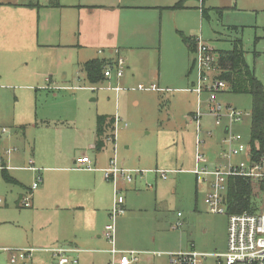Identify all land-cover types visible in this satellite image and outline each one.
<instances>
[{"label": "rangeland", "instance_id": "1", "mask_svg": "<svg viewBox=\"0 0 264 264\" xmlns=\"http://www.w3.org/2000/svg\"><path fill=\"white\" fill-rule=\"evenodd\" d=\"M28 1L0 0V5H5L0 9V70L5 72L0 76V157L16 180L8 182L0 170V264L23 262L10 263L4 249H24L12 241L25 237L32 221L28 212L31 207L23 204L26 197L31 204V190L27 188L34 176L26 169L29 160L36 155L43 162V148L53 144L57 135L70 142H60L57 146L62 148L66 144L74 149L77 138L86 142L88 130L96 129L98 116L106 117L102 136L105 147L97 153L98 165L105 167L108 159L116 156L119 166L134 171L133 182L121 190L125 211L115 221L116 248L164 253L194 250L201 254L198 264H223V257L217 255L226 250L227 204H221L224 213L211 212L205 201L209 185L197 181L193 173L196 123L190 121L189 114L201 113L199 152L210 169L225 162L222 138L227 119L216 125L209 114V93L203 91L198 96L189 91L190 82H196L197 76L194 55L182 42L181 33L203 41L214 52H222L214 61L217 72L222 71L221 56L238 41L245 64L264 89V0H171L157 12L156 44L139 47L130 57L120 55L124 64L118 82L113 73L103 83L92 84L69 57L73 50L41 45L42 27L40 24L38 34L33 18V33L24 42L18 41L19 28L13 23H25L27 17L16 6ZM20 49L22 52L12 60L13 53ZM59 64L66 68L71 65L65 84ZM49 71L55 72L51 78L57 82L50 87L44 85L42 75ZM139 84L144 88H138ZM152 84L157 89L150 90ZM115 85L120 87L118 92L111 89ZM215 102L223 105L222 113L226 107L244 113L232 124V131L240 134L244 143H250L251 96L227 88L217 94ZM77 128L84 132L83 137H78ZM87 153L96 155L93 150ZM242 159L237 155L232 162ZM156 171L165 172L166 179ZM249 186L251 210H258L263 192L255 180H250ZM130 210L128 218L125 213ZM177 222L181 224L174 227ZM159 259L163 262L168 257Z\"/></svg>", "mask_w": 264, "mask_h": 264}, {"label": "crops", "instance_id": "2", "mask_svg": "<svg viewBox=\"0 0 264 264\" xmlns=\"http://www.w3.org/2000/svg\"><path fill=\"white\" fill-rule=\"evenodd\" d=\"M47 1L40 2V6H30V1L16 6L21 9V14L27 17L25 23L19 21L13 23L15 27L19 28L18 41L24 42V38L33 33L34 26L30 23L33 18L36 21V26L38 25V34L40 33L39 25L41 24L42 27L44 42L41 45L73 50L69 57L73 63L76 62L78 66L80 65V71L82 64L89 60L115 61L120 55L130 57V53L139 47H146L148 44L155 45L157 12L167 7L164 5L171 3V0H166L170 2H161L162 0H58V5L49 6ZM0 6V9L4 10L5 5ZM184 37H192L181 33L182 42L193 54V50L185 44ZM21 52V49L14 52L12 60H15ZM215 53L218 58L222 52L215 51ZM5 59L8 60V58ZM9 59L11 60V58ZM69 62L67 61V63ZM59 65L63 66L60 71L64 70L61 77L65 84L64 79L69 77L71 65L69 68H66L65 64ZM4 73L0 70V76H3ZM54 73L49 71L42 74L44 85L50 87V85L57 84L51 78L54 77ZM121 77H116V82ZM105 79L106 77L98 83H103ZM190 83L192 87L195 84L193 81ZM152 85L150 90H154ZM115 87L119 89L115 90ZM155 87L157 89V86ZM111 89L118 92L120 87L115 85ZM189 91L194 92L192 88ZM193 114L195 113L189 114V119ZM88 132L90 135H87L86 142L79 141L77 138L73 143L74 149L65 144L63 148L66 150L57 145L60 142H68L62 139V135L54 136L56 140L53 144H46L45 149L42 147L43 162L42 159L38 160L36 155L33 158L34 161L29 160L26 169L32 171L34 176L31 187L27 188V191L31 190L30 194L32 195L31 204L29 203L31 209L28 211L32 221L29 222V227L25 231V237L23 235L18 242L17 239L12 241L15 246L32 249L24 260H19L23 261L22 264H58L57 259L48 250L51 248L66 249V256L69 260H76V263L70 261L66 264H110L111 244L103 236V231L109 222L114 187L116 186L121 192L123 186L132 183L133 179L131 182H126L118 177L115 186L112 181V184L106 181L103 169L108 166L111 157L105 167L98 165L97 153L105 146L97 150L95 147L96 129L90 128ZM77 133L78 137L84 136L82 130H78ZM88 150H93L96 155L90 156L87 153ZM82 155H87L90 158L93 169L74 168L75 159ZM119 167L123 168L124 166ZM35 182L37 185L33 188ZM203 184L199 186L201 187ZM206 184L210 188V179H207ZM20 196L21 194L17 202L21 198ZM26 198L28 200V197ZM126 204L128 205V203ZM125 215L130 217L131 210ZM163 255H167L169 262L172 263L169 253L139 250L136 260L131 264H169L167 259L163 262L159 259Z\"/></svg>", "mask_w": 264, "mask_h": 264}, {"label": "built area", "instance_id": "3", "mask_svg": "<svg viewBox=\"0 0 264 264\" xmlns=\"http://www.w3.org/2000/svg\"><path fill=\"white\" fill-rule=\"evenodd\" d=\"M194 60L193 66L196 71V82L192 90L199 96L201 92L209 93V114L214 117L215 124L220 125L222 118H226L225 133L222 142L226 145V149L222 153L225 162L219 166H214L210 169L207 166V159L199 152L201 141L198 139L201 124V113L196 112L191 115L190 120L196 123V166L193 170L196 180L205 182L210 179V190L206 194V203L211 212L224 213L221 204H227V242L226 250L218 257H223V264H264V197L258 210H251V207L240 212H232L230 210V200L228 196L230 180L241 178L246 182L255 180L259 183L264 196V153H258L250 143H244L242 136L232 131V124L239 122L244 113L237 111L234 108L226 107L225 113H222L223 105L216 101V96L219 92L227 89L225 81L217 78V70L214 67V61L217 58L214 49L208 46L203 41L193 38ZM124 60L120 57L112 64L107 63L104 67V77L108 78L113 73L119 78L123 75ZM138 88L143 89L142 85ZM156 87L152 85V89ZM90 89H94L90 86ZM118 90V87L114 88ZM210 135V132H207ZM109 139V138H108ZM113 140V136L111 138ZM7 151L6 153H9ZM242 156L243 159L238 163H233L234 156ZM3 158L0 157V169L3 167ZM74 168L91 170L93 169L90 158L87 155L79 156L74 161ZM132 170L119 167L116 161V156L109 160V164L103 169L104 178L110 180L116 185L117 178L120 177L126 182L132 181ZM137 172V171H136ZM160 177L165 179L166 175L163 171ZM37 182L33 183V188ZM24 206H29L26 199L23 200ZM125 211L124 199L120 190L114 187L113 205L109 212V222L104 228L103 236L111 244L110 264H131L136 260V251L119 250L115 246V221L116 218L122 215ZM177 215H180L178 213ZM176 223L174 227H178ZM9 253L10 263H16L19 260H24L32 249L9 250L4 249ZM57 259L58 264H66L70 261L76 263L75 259L69 260L66 256V249L51 248L48 249ZM172 264H198L200 253L190 250L187 252L169 253Z\"/></svg>", "mask_w": 264, "mask_h": 264}, {"label": "trees", "instance_id": "4", "mask_svg": "<svg viewBox=\"0 0 264 264\" xmlns=\"http://www.w3.org/2000/svg\"><path fill=\"white\" fill-rule=\"evenodd\" d=\"M30 6H39L38 0H30ZM47 5L56 6L58 0H48ZM179 3L174 5L178 8ZM185 44L193 50V39L189 37L183 38ZM109 63L105 60L92 59L82 64V71L85 73V79L90 83H98L104 78V67ZM220 66L222 71L218 72L217 78L225 81L228 88L233 93H246L252 99V111L250 118V136L251 146L255 148L258 153H264V89L262 84L254 77L252 71L247 67L242 57V51L239 47V42L233 43L232 49L226 52L220 58ZM113 121V119L111 120ZM112 125V124H110ZM106 126V117H97L96 126V144L97 150L104 146L102 138ZM109 126V125H107ZM113 140H114V135ZM2 174L8 182H15V180L8 174L7 167L2 164ZM249 182L241 178L230 180L229 200L230 210L232 212H240L244 209L250 208L249 200Z\"/></svg>", "mask_w": 264, "mask_h": 264}]
</instances>
